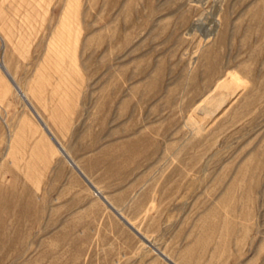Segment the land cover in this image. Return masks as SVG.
<instances>
[{
    "label": "rangeland",
    "instance_id": "rangeland-1",
    "mask_svg": "<svg viewBox=\"0 0 264 264\" xmlns=\"http://www.w3.org/2000/svg\"><path fill=\"white\" fill-rule=\"evenodd\" d=\"M0 64V264H264V0H0Z\"/></svg>",
    "mask_w": 264,
    "mask_h": 264
},
{
    "label": "crops",
    "instance_id": "crops-1",
    "mask_svg": "<svg viewBox=\"0 0 264 264\" xmlns=\"http://www.w3.org/2000/svg\"><path fill=\"white\" fill-rule=\"evenodd\" d=\"M1 76L2 75H0V78H2ZM4 86L6 88V85ZM54 88L55 87H52V91L39 90L41 92L33 97L30 107L33 109L37 119L42 123L48 138L59 146L63 155L69 159L70 164L77 168L58 142L59 140L71 138L73 135L72 124L74 114L72 113L71 104L69 102L70 99L73 100L72 94L69 95L61 91H54ZM18 104L19 103L15 99H7L6 101V99L0 98V107L3 108V111L6 115L8 114V116L17 109ZM6 105L9 107L8 109H5ZM24 117L28 118L27 115H24Z\"/></svg>",
    "mask_w": 264,
    "mask_h": 264
},
{
    "label": "water",
    "instance_id": "water-1",
    "mask_svg": "<svg viewBox=\"0 0 264 264\" xmlns=\"http://www.w3.org/2000/svg\"><path fill=\"white\" fill-rule=\"evenodd\" d=\"M0 68L2 69V71L5 73V75L7 76V78L10 80V82L13 84V86L17 89V91H19L18 87L16 86V84L13 82L11 76L9 75V73L6 71V69L4 68V66L2 64H0ZM20 92V91H19ZM107 203L108 206H110V208L119 216V218L121 219V221H123V223L129 227V229H131L135 234H137L138 236H140L141 238H143L138 231L125 219L123 218L120 213L115 210V208H113L111 205H109V203L107 201H105ZM164 259H166V261L170 264H174L173 262H171L167 257L163 256Z\"/></svg>",
    "mask_w": 264,
    "mask_h": 264
}]
</instances>
